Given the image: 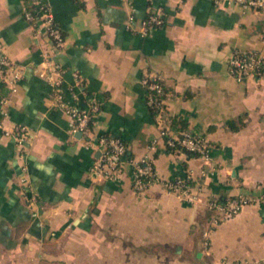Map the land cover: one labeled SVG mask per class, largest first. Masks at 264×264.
I'll return each instance as SVG.
<instances>
[{
	"label": "crops",
	"instance_id": "crops-1",
	"mask_svg": "<svg viewBox=\"0 0 264 264\" xmlns=\"http://www.w3.org/2000/svg\"><path fill=\"white\" fill-rule=\"evenodd\" d=\"M40 2L51 6L64 34L56 58L72 90L66 100L81 107L88 99L97 101L93 135H121L134 158L146 156L154 163L161 181L138 193L131 164L115 179L90 173L98 151L73 131L71 116L55 104L52 86L37 72L48 38L24 17L32 0H0V40L24 67L13 92L0 79V97H10L4 128L25 125L31 132L23 151L0 129V264H75L79 256L82 264L92 257L96 264H154L153 252L161 257L175 252L176 260L168 264H193L194 256L211 264L264 260V203L247 204L220 221L210 247L203 245V231L216 213L209 210V199L264 194V75L238 81L228 71V58L237 48L257 49L264 56V5L244 7L237 0ZM151 10L165 23L143 32L142 19ZM75 70L85 90L75 84ZM147 72L164 79L170 120L181 119L182 128L210 143L208 165L167 149L146 103L142 77ZM230 119L239 127H230ZM187 174L200 194L195 202L162 182ZM124 252L130 253L128 262Z\"/></svg>",
	"mask_w": 264,
	"mask_h": 264
},
{
	"label": "built area",
	"instance_id": "built-area-1",
	"mask_svg": "<svg viewBox=\"0 0 264 264\" xmlns=\"http://www.w3.org/2000/svg\"><path fill=\"white\" fill-rule=\"evenodd\" d=\"M244 7L258 8L264 5V0H237ZM32 6L26 7L24 17L35 25H38L46 34L48 41L42 48V62L37 68L38 74L43 77L53 88L54 102L63 108L72 119V129L80 132L86 146L97 150L90 166V173L99 179H115L121 175L126 164H131L133 172V187L138 193L145 192L153 183L161 181L157 175L154 163L146 156L126 158L128 145L124 138L114 132H105L97 137L93 135L92 124L96 119L100 105L94 99H88L87 107H81L77 102L70 103L66 100L67 94L72 93L70 87L65 86L66 68L57 60L56 56L64 44V34L57 24L51 6L32 0ZM130 21L133 15H130ZM165 18L155 10H151L142 19V31L147 32L153 27L163 25ZM228 71L238 81L248 78H260L264 75V56L257 49L241 50L235 49L228 58ZM75 84L85 90V82L80 73L73 72ZM24 76V67L21 63L13 60L6 52L4 43L0 40V79L6 84L11 92L16 90L20 79ZM146 90V103L154 113L160 129V136L164 139L166 146L176 149L185 148L200 155L207 165L211 160V145L200 134L190 128L175 129L165 108L167 95L166 84L161 74L147 72L142 77ZM72 97L76 99L75 93ZM8 95L0 97V129L6 134L12 135L18 146L24 151L25 143L31 139L30 129L25 125H16L14 129L4 128L5 109L9 102ZM208 169H202L205 173ZM191 174L186 177H178L173 180L162 181L165 188L178 194L182 199L195 202L199 199V193L194 192L195 183ZM194 181V180H193ZM31 201L36 202L37 196L33 194ZM251 203H264V194L249 195L239 194L231 196L224 201L211 198L207 201L208 208L216 213L211 217L210 224L203 231V243L206 248L210 245V236L214 227L223 219L237 214L245 205ZM220 264H264L262 260L249 261L243 259H223Z\"/></svg>",
	"mask_w": 264,
	"mask_h": 264
},
{
	"label": "rangeland",
	"instance_id": "rangeland-1",
	"mask_svg": "<svg viewBox=\"0 0 264 264\" xmlns=\"http://www.w3.org/2000/svg\"><path fill=\"white\" fill-rule=\"evenodd\" d=\"M127 243H129V242H126V244ZM204 245V244H203ZM204 248H206L205 246H204ZM154 254H153V259H154V261H153V263L154 264H159L160 263V261H162V264H168L169 263V261H171V260H174L175 258H174V254L173 253H175V252H172V254H170V256L169 257H161L160 256V252H153ZM124 254H125V261L126 262H128V260H129V258H131V257H129V255H130V253L129 252H124ZM135 254H136V252H132L131 253V255L134 257L135 256ZM157 255V256H156ZM157 257V258H156ZM176 260V259H175ZM204 260H206V258H204ZM82 261H85V260H83V257H76L75 258V264H82ZM96 260H95V257H92V258H90L89 259V261H88V264H96V262H95ZM190 261L193 263V264H211L212 263V261L209 259V260H206L205 261V263L203 262L202 263V261L200 262L199 261V259L197 258V257H195L194 256V258H190ZM262 261H264V260H262ZM211 262V263H210ZM172 264V263H171ZM220 264V263H219Z\"/></svg>",
	"mask_w": 264,
	"mask_h": 264
},
{
	"label": "trees",
	"instance_id": "trees-1",
	"mask_svg": "<svg viewBox=\"0 0 264 264\" xmlns=\"http://www.w3.org/2000/svg\"><path fill=\"white\" fill-rule=\"evenodd\" d=\"M32 6V4H29V6L28 7H31ZM170 118V117H169ZM171 123H172V126H173V128H175V129H181L182 127H184V124L182 123V120L181 119H179V120H177L175 117H171ZM228 124L230 125V127H232V128H238L239 126L238 125H235V122H234V120L233 119H230L229 121H228ZM167 149L168 150H170V151H172V152H174V151H181V152H184V153H186L188 156H190V157H196V158H200V155L199 154H197L196 152H193V151H191V150H187V149H185V148H179V149H176V148H174V147H171V146H167ZM132 156V153H131V151L129 150V148L127 149V152H126V158H129V157H131ZM184 177H186V176H184ZM183 177V178H184ZM191 182H194L192 179L190 180ZM228 197H231V196H227V197H225V196H220V197H217V199H219L220 201H224L226 198H228ZM233 197V196H232ZM209 210L212 212L213 210L212 209H210L209 208ZM210 217H211V215H210ZM209 247H210V245H209Z\"/></svg>",
	"mask_w": 264,
	"mask_h": 264
},
{
	"label": "water",
	"instance_id": "water-1",
	"mask_svg": "<svg viewBox=\"0 0 264 264\" xmlns=\"http://www.w3.org/2000/svg\"><path fill=\"white\" fill-rule=\"evenodd\" d=\"M80 133V132H79ZM98 154H99V152H98ZM199 253H201V252H199Z\"/></svg>",
	"mask_w": 264,
	"mask_h": 264
}]
</instances>
